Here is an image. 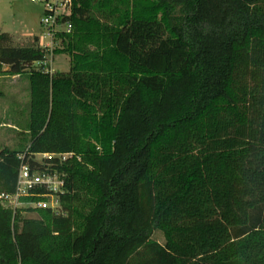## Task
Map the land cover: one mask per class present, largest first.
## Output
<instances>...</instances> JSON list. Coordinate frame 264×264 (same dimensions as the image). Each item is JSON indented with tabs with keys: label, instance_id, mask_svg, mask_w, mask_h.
<instances>
[{
	"label": "trees",
	"instance_id": "1",
	"mask_svg": "<svg viewBox=\"0 0 264 264\" xmlns=\"http://www.w3.org/2000/svg\"><path fill=\"white\" fill-rule=\"evenodd\" d=\"M66 19L68 72L0 32L30 86L0 194L23 163L65 176L59 213L0 201V264H264V0H74Z\"/></svg>",
	"mask_w": 264,
	"mask_h": 264
},
{
	"label": "rangeland",
	"instance_id": "2",
	"mask_svg": "<svg viewBox=\"0 0 264 264\" xmlns=\"http://www.w3.org/2000/svg\"><path fill=\"white\" fill-rule=\"evenodd\" d=\"M42 17V7L30 0H0V32L9 33L16 44H27L38 36L39 45L49 50L47 70L51 74L68 72L70 57L56 52L61 47L60 42L47 36L41 24ZM87 92L98 102L105 99L99 86ZM29 100L28 70L14 74L5 64H0V149L17 148L25 142ZM20 209L24 217L29 216L27 208ZM154 237L163 242L162 233L156 232Z\"/></svg>",
	"mask_w": 264,
	"mask_h": 264
},
{
	"label": "built area",
	"instance_id": "3",
	"mask_svg": "<svg viewBox=\"0 0 264 264\" xmlns=\"http://www.w3.org/2000/svg\"><path fill=\"white\" fill-rule=\"evenodd\" d=\"M39 4L43 9L41 24L47 31V36L54 38L59 32H70L72 23L67 17L71 16L74 0H30ZM47 69V59L37 62ZM48 71V70H47ZM40 156L41 159H38ZM73 156L72 153H43L35 154L38 161L44 158H59L61 162ZM19 158H23L20 155ZM65 176L57 171L31 169L23 163L19 169L17 189L15 193L0 194L1 203L13 210L27 208L28 217L41 218L43 210L50 209L56 213L60 211L59 196L64 192Z\"/></svg>",
	"mask_w": 264,
	"mask_h": 264
}]
</instances>
